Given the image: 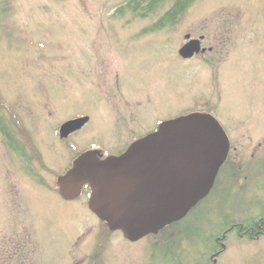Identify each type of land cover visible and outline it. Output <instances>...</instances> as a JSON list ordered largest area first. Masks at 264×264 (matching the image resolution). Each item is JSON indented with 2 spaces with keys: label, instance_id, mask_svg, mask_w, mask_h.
Instances as JSON below:
<instances>
[{
  "label": "rangeland",
  "instance_id": "rangeland-1",
  "mask_svg": "<svg viewBox=\"0 0 264 264\" xmlns=\"http://www.w3.org/2000/svg\"><path fill=\"white\" fill-rule=\"evenodd\" d=\"M128 1L0 0V264H207L228 230L216 264H264V232L240 231L264 218V0H196L159 29L172 2L143 16ZM190 34L216 53L182 59ZM200 111L231 143L209 195L161 236L99 246V220L53 190L59 176ZM78 116L88 126L60 139Z\"/></svg>",
  "mask_w": 264,
  "mask_h": 264
},
{
  "label": "water",
  "instance_id": "water-1",
  "mask_svg": "<svg viewBox=\"0 0 264 264\" xmlns=\"http://www.w3.org/2000/svg\"><path fill=\"white\" fill-rule=\"evenodd\" d=\"M199 53L198 41H192L179 55L189 59ZM88 121L65 123L60 138ZM229 152L220 123L209 114L193 113L162 123L121 156L103 159L98 150L81 154L58 178L57 188L64 200L74 201L88 186L89 210L111 231L136 242L184 219L207 197Z\"/></svg>",
  "mask_w": 264,
  "mask_h": 264
},
{
  "label": "flooded vegetation",
  "instance_id": "flooded-vegetation-1",
  "mask_svg": "<svg viewBox=\"0 0 264 264\" xmlns=\"http://www.w3.org/2000/svg\"><path fill=\"white\" fill-rule=\"evenodd\" d=\"M188 37H190V38H194V39H190V40H192V41H198V44H199V46H200V54L198 55V56H194L195 58H197V57H199L200 55H206V54H212V53H216V49L214 48V47H209V45H210V41L208 40V35H200V36H195L194 34H190ZM208 46V47H207ZM200 112H203V113H209V114H211V115H213V113L212 112H205V111H200ZM84 117H88V116H78V117H76L75 119H81V118H84ZM89 118V122H90V117H88ZM178 118V117H177ZM172 119H176V118H171V119H167V120H164V121H162V122H159L158 124H157V126H156V128H155V130L152 132V133H154V132H156L158 129H159V126L161 125V123H163V122H165V121H168V120H172ZM89 122L83 127V129L84 128H86L87 126H88V124H89ZM152 133H150V134H152ZM148 135H149V133H148ZM147 135V136H148ZM141 138H143V137H137V138H134V139H132V142H130V144L126 147V149H128L130 146H132L137 140H139V139H141ZM125 149V150H126ZM99 151L102 153V155H103V159H105V158H107V157H109V156H120V155H122L125 151H122V149L120 150V152H119V154L117 153V154H110V153H106L104 150H101V149H99ZM79 156V155H78ZM78 156L75 158V159H73L72 160V163L70 164V166H69V168H68V170L72 167V165H73V162L78 158ZM229 158H230V153H229V156H228V159H227V161L225 162V164L223 165V167L229 162ZM223 167L221 168V170L223 169ZM67 170V171H68ZM220 170V171H221ZM66 171V172H67ZM65 172V173H66ZM57 186V185H56ZM53 190H57L58 191V189H57V187H56V189L54 188ZM52 190V191H53ZM58 193H59V191H58ZM90 194H91V192H90V189H89V187H85L84 189H83V191H82V194H81V196L78 198V199H82L83 197H85L86 199H87V204H88V201H89V198H90ZM59 195H60V193H59ZM61 196V195H60ZM77 199V200H78ZM89 209V208H88ZM90 211V210H89ZM90 213L92 214V215H94L91 211H90ZM95 216V215H94ZM96 217V216H95ZM97 218V217H96ZM98 219V218H97ZM99 220V219H98ZM170 227V226H169ZM98 228L100 229V232H99V234H98V237H96V239L97 240H99L98 242H99V246H101V247H103L104 245H105V243L108 241V239L110 238V237H120V238H122V239H118V243H119V241L121 242V243H125L126 245H129L130 247H132L133 245H136L139 241H136V242H133V241H130V240H128V239H126L125 238V236L123 235V233H121V232H119V231H116V232H113V231H111L109 228H108V226L106 225V224H104V223H102L100 220H99V225H98ZM242 230L243 229H241L240 231L242 232ZM230 230H228L227 232H226V234L225 235H223L222 237H219V238H217L216 239V243H215V246H214V249H213V252L211 253V257L213 258L212 260H213V263H207V264H216V262H217V260H218V258L221 256V254L225 251V249H226V245H225V238H226V236L228 235V232H229ZM162 232H159L156 236H161L162 234H161ZM249 234V235H248ZM242 235H244V236H248L249 238H251V239H254V237H257L258 235H259V233L257 234V233H246V232H243L242 233ZM155 235H153V236H148V238H154V237H156ZM164 237V238H163ZM162 238L164 239V240H162V241H167L168 239V236L167 235H163L162 236ZM161 238V239H162ZM145 239V238H144ZM120 244V243H119ZM96 247H98V246H96ZM95 247V248H96ZM102 254H103V250H102V252H101ZM101 256V255H100ZM101 264V263H100Z\"/></svg>",
  "mask_w": 264,
  "mask_h": 264
},
{
  "label": "trees",
  "instance_id": "trees-1",
  "mask_svg": "<svg viewBox=\"0 0 264 264\" xmlns=\"http://www.w3.org/2000/svg\"><path fill=\"white\" fill-rule=\"evenodd\" d=\"M167 1L172 2V7L165 12L163 18L157 23L155 29H159L161 26L169 24L171 27L177 25L181 19L186 15L191 6L196 2V0H129L126 7H123L124 11H129L132 13L143 15L141 11L147 16L149 13L156 12L163 3ZM10 3H7V7ZM144 10H147L145 12ZM123 11V12H124ZM122 12V10H121ZM259 233L261 235L264 232V218L260 223H254L251 226L245 227L242 233ZM249 235V234H248ZM248 237V236H247Z\"/></svg>",
  "mask_w": 264,
  "mask_h": 264
}]
</instances>
